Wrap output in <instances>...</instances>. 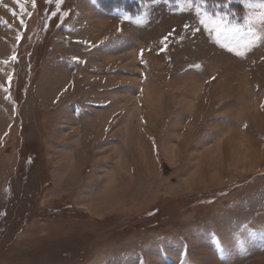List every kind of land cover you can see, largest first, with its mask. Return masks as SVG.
I'll return each mask as SVG.
<instances>
[{
  "label": "rangeland",
  "instance_id": "rangeland-1",
  "mask_svg": "<svg viewBox=\"0 0 264 264\" xmlns=\"http://www.w3.org/2000/svg\"><path fill=\"white\" fill-rule=\"evenodd\" d=\"M262 3L0 0V264H264Z\"/></svg>",
  "mask_w": 264,
  "mask_h": 264
},
{
  "label": "snow or ice",
  "instance_id": "snow-or-ice-1",
  "mask_svg": "<svg viewBox=\"0 0 264 264\" xmlns=\"http://www.w3.org/2000/svg\"><path fill=\"white\" fill-rule=\"evenodd\" d=\"M46 2L49 5L55 3L56 7L59 9L60 6L64 3V0H46ZM16 3L20 4V0H16ZM31 3H32L33 6H35L36 5V0H31ZM20 6H21V8L24 7L23 4H20ZM261 7H264V3L261 4ZM197 11H198V14H199V9ZM14 15H15V13H14ZM52 15L55 17L57 15V13L54 12V13H52ZM262 19H264V18H262ZM200 23L204 24L205 21L202 19L200 21ZM21 24L23 25V19H21ZM187 27H188V25H185V28H187ZM196 31H200V29H197ZM236 31L238 32L239 29H236ZM171 35H172V33H169V36H171ZM22 38H23L22 36H19V35L17 36V39H22ZM168 38H169L168 36H165L163 38L164 46L160 49L161 52H166L167 51V43L166 42H167ZM141 57H143V50H141ZM11 59L13 61H17L18 60V56L13 54ZM7 83L9 85L8 87H4L3 85H0V90H3L5 93H8L10 91V86H11V83H12V76L11 75L8 76ZM7 98L10 99L11 97H7Z\"/></svg>",
  "mask_w": 264,
  "mask_h": 264
}]
</instances>
